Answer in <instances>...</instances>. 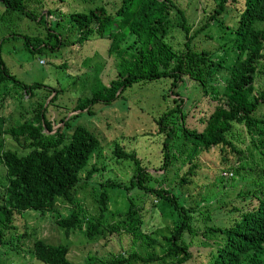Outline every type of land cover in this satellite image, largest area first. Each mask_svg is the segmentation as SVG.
<instances>
[{"label":"trees","instance_id":"obj_1","mask_svg":"<svg viewBox=\"0 0 264 264\" xmlns=\"http://www.w3.org/2000/svg\"><path fill=\"white\" fill-rule=\"evenodd\" d=\"M29 1L32 0H0L3 6L0 20L4 13L14 11L36 18L45 26L44 35H22L32 53L53 52L57 46L68 44L62 41L57 23L47 18L51 11L38 17L31 15V11H24V4ZM227 6L235 13L234 20L225 25L230 34L227 41L235 51L228 65L212 59L211 50H193L191 47L193 36L220 21ZM172 8L179 15V21L175 23L169 17ZM68 16L79 33L70 45L79 46L91 38L108 40L107 53L115 58L116 77L104 84L98 77L97 67L92 74V87L96 93L89 96H72V91L62 86L57 89L44 86L41 91L42 83L22 84L15 79L0 57L1 89L10 82L29 97L47 92L41 101L36 102L29 117L4 127L0 120V169L4 174V180L0 182V264H3L2 250L15 249L16 241L22 236L17 233L16 217L25 211L41 215L52 211L58 200L74 206V190L81 181L79 173L86 168L93 153L100 156L101 138L87 126L71 124L70 120L82 110L93 115L101 105L121 104L126 100L125 90L133 84L141 87L156 81L166 83L160 99L164 101L166 98L165 101L172 104L154 117V133L160 136L156 142V155L152 160L147 159L150 163L144 162L143 157L124 150L120 142L115 141L110 149L111 156L131 161L132 171L127 184L111 179L100 184L98 217L96 223L86 220V236L103 235L104 227L111 230L109 224L99 220L108 203L105 189H117L124 193L121 228L126 227L124 232L131 245L141 235L137 223L140 224L147 212L143 205L136 206L137 198L142 197L143 201L151 203L156 199L160 213L170 218L171 227L162 237L164 246L160 254L141 256L135 250L123 248L122 254L112 256L105 264H121L135 258L142 262L154 259L157 264H191L193 249L204 250L203 254L200 253V264H264V150H259L261 165H257V171L244 181L248 187L240 189L234 196L242 200L238 205L228 206L220 199L212 207L205 202L190 201L170 188L153 187L151 182L155 180L146 172L149 166L165 171L170 161L178 158L176 151L184 148L179 153L184 152L188 147L192 148L191 152L199 149L206 153L215 148L220 161L229 164L231 171L235 172L227 154L240 160L242 151L228 138L231 129L242 126L250 142L252 134H264V115H256L264 105V87L253 94L255 75L264 72V0H218L216 6L207 12L204 22L190 34L191 24L173 0H121L113 12L99 5L87 11H72ZM173 29L182 36L179 47L171 43ZM128 35L137 40L134 50L120 46ZM216 73H221L219 80L210 85V77ZM186 81L189 82L187 87ZM203 96L214 100L212 110L196 119L198 124H185L186 112ZM186 104L188 108L184 109ZM49 109L62 113L58 118L61 125L52 133H49L51 125L46 116ZM73 111L77 112L65 117ZM1 136H9L18 144L23 140L27 151L18 153L4 147ZM173 145L176 146L174 152ZM191 152L187 155L190 156ZM194 160L190 157L188 168L178 174L180 187L194 184L197 168ZM104 168V164L100 167L92 164L86 169L84 181L91 182L90 177L100 174ZM82 221L73 208L67 216L56 220V224L68 235L75 229L81 230ZM28 252L35 264H75L67 257L68 247L63 243L52 244L36 238Z\"/></svg>","mask_w":264,"mask_h":264},{"label":"rangeland","instance_id":"obj_2","mask_svg":"<svg viewBox=\"0 0 264 264\" xmlns=\"http://www.w3.org/2000/svg\"><path fill=\"white\" fill-rule=\"evenodd\" d=\"M121 0H32L24 4V11H31V15H47L48 19L54 20L58 26L65 46H57L53 52L32 53L23 41L22 35H44L45 26L40 25L36 18H28L20 12H6L0 20V57L8 71L15 79L22 84L32 82L42 83V89L48 86L55 89L67 87L72 92V96H83L95 94L93 85V72L98 67V77L108 84L116 77L114 68V57L107 53L108 40L105 38H91L85 40L81 45H70L79 35L69 20V13L72 11H87L96 6H103L108 12H113ZM176 6L184 11L186 20L191 24L189 34L193 33L206 19L207 12L216 6L218 0H173ZM226 7V14L210 26L203 28L192 38V49H208L212 51V59L224 64H230L235 51L231 43H228V30L225 25L234 20L233 11ZM3 6L0 4V15ZM169 17L173 23L179 21V15L175 9H171ZM224 22H223V21ZM60 27V28H59ZM11 34H15L12 36ZM19 34V35H16ZM62 42V43H63ZM171 43L174 46L182 45L181 34L173 29ZM137 40L134 36L128 35L120 46L128 50H134ZM264 53V50H263ZM221 73H216L210 77L209 83L213 85L219 80ZM186 79V78H185ZM189 82L186 81V87ZM264 87V72H257L254 78V92ZM0 88V120L3 127L13 125L27 118L35 109L36 102L41 101L47 92L29 97L23 90L10 82ZM166 88L164 81L150 82L139 87L133 84L127 88L125 98L121 104L101 105L93 115H88L84 110L70 120L71 124H83L101 139L100 156L93 153L86 168L79 173L80 183L76 186L73 194L75 205L58 200L52 211L39 214L35 211H25L18 215L15 224L19 227L18 234L22 235L16 241V248L13 250H2L3 264H35L29 254V249L33 246V241L40 238L52 244L63 243L68 247L67 257L75 264H105L112 256L123 253V248L135 250L141 256H152L161 253L164 246L163 235H166L171 227L170 218L160 213L159 203L152 199V203L143 198L136 199V206L143 205L147 212L144 213L140 224L137 223L141 235L130 244L129 236L121 228L123 223V212L125 211V197L120 190H106L108 203L104 216L99 222L109 224L110 231L103 228V235L97 234L87 237L86 220L96 223L98 217V194L101 191L100 184L106 179L116 182L128 183L132 162L123 159H114L110 149L115 141H119L124 150L134 153L136 156L152 160L158 149L154 117L157 113L172 106L167 101L160 99V92ZM48 91V89H47ZM4 92V93H3ZM168 93V92H167ZM175 98V95L171 94ZM46 99V98H45ZM185 99V98H183ZM1 103V102H0ZM215 104L214 100L208 96H203L198 100L197 105L186 112L185 124H198L196 119L207 115ZM188 104L184 109H187ZM77 111L68 112V117ZM59 110L49 109L46 113L51 125L52 133L61 123L58 120ZM256 115H264V105L260 106ZM46 133V131H44ZM228 138L241 149L240 160H237L230 153L227 154L229 163L234 164L235 172L229 168V164H223L219 159L218 150L211 149L210 152H203L192 148L178 153V158L170 161L169 167L163 171L161 169L148 167L147 173L155 180L151 182L156 188H170L172 191L182 193L190 201H199L201 204L207 203L209 207L216 205L217 199L224 200L228 206L242 203L241 198H234L236 192L245 189L244 181L248 180L257 170V165H261L259 150H264V134H252L250 142L249 135L242 126H234ZM4 147L18 153H24L27 148L23 140L16 143L9 136H1ZM175 143V142H174ZM173 143V144H174ZM256 144V146H255ZM178 145V144H176ZM176 146H172V152ZM191 152L190 156L187 153ZM175 154V155H176ZM156 155V154H155ZM194 157L195 176L193 183L180 187L178 185L179 176L185 172L190 163L189 158ZM150 163V162H148ZM92 164L100 167L104 164V169L100 174L90 177L91 182L84 181L86 169ZM243 166L244 168H240ZM254 166V169L252 167ZM251 169V170H250ZM234 177V178H233ZM240 177V178H239ZM253 177V176H252ZM4 180L3 171L0 169V182ZM1 188V185H0ZM204 199V200H202ZM206 199V200H205ZM154 204V205H153ZM78 211L83 218L81 230H73L65 235L63 230L57 226L56 220L68 215L71 209ZM89 228H91L89 226ZM109 228V227H108ZM193 253L191 264H200L203 249ZM202 253V254H200ZM113 254V255H112ZM38 263V262H37ZM157 260L142 262L138 258L131 259L130 262L121 264H157ZM40 264V263H38Z\"/></svg>","mask_w":264,"mask_h":264}]
</instances>
